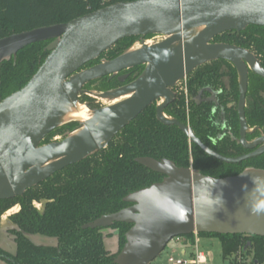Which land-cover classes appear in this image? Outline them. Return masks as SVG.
<instances>
[{
    "label": "water",
    "instance_id": "water-1",
    "mask_svg": "<svg viewBox=\"0 0 264 264\" xmlns=\"http://www.w3.org/2000/svg\"><path fill=\"white\" fill-rule=\"evenodd\" d=\"M264 27V0H135L117 3L68 23L36 28L0 39V68L23 49L42 42L48 57L21 90L0 103V202L21 197L67 167L107 149L112 140L157 103L158 120L175 126L206 155L238 165L264 154V133L252 142L246 120L249 72L264 79L257 58L241 47L213 43L227 32ZM160 37L149 42L143 38ZM139 37L140 47L82 70L119 41ZM231 63L239 82L240 138L251 153L226 157L205 145L193 129L165 114L175 100L173 89L197 68L214 61ZM144 67L131 83L97 93L85 87ZM129 75L118 77L125 83ZM86 95L101 101L93 108L81 103ZM88 111V119L75 118ZM79 126L59 141L43 145L54 131ZM255 130H259L258 128ZM137 163L164 180L128 195L130 206L105 215L84 229L131 226L114 264H152L177 237L194 233L264 237V170L215 179L180 168L173 161L139 158Z\"/></svg>",
    "mask_w": 264,
    "mask_h": 264
},
{
    "label": "trees",
    "instance_id": "trees-1",
    "mask_svg": "<svg viewBox=\"0 0 264 264\" xmlns=\"http://www.w3.org/2000/svg\"><path fill=\"white\" fill-rule=\"evenodd\" d=\"M135 0H0V39L36 28L68 23L105 7ZM154 36L143 38L149 40ZM139 37L119 41L97 60L82 70L112 60L135 45ZM42 42L31 45L5 61L0 68V103L25 87L49 55ZM213 43L235 45L252 53L264 68V27L250 26L242 32H227L217 36ZM144 70L137 67L119 76L129 75L125 83L118 77H109L89 83L85 89L109 91L134 81ZM264 79L249 76L246 118L249 126L264 127ZM175 100L166 108L168 117L189 125L195 135L208 147L226 157H239L249 153L230 137L214 143L219 134L214 103L208 102L211 92H219L227 119L238 135L239 84L236 69L226 61L207 63L193 71L177 85ZM89 99L88 96H82ZM157 103L148 107L137 119L121 131L107 149L88 159L56 173L23 196L0 202L2 216L19 205V213L9 217L8 230L16 243V252L0 247V264H114L115 258L126 244L131 226L117 223L108 230L84 229L89 223L105 215L128 208L124 199L137 191L164 180L136 162L139 158L173 161L180 168L192 167L196 172L215 179L241 174L247 168L264 170V155L238 165H229L206 155L175 126L161 123L157 118ZM95 108V107H94ZM78 123H69L49 135L43 145L57 136L73 131ZM43 203V210L34 203ZM41 235L56 239V246H40L30 236ZM200 237L218 238L224 260L237 264L240 252L248 264H264V237L245 235L199 234ZM108 238H115L117 250L107 249ZM192 243L193 234L184 237Z\"/></svg>",
    "mask_w": 264,
    "mask_h": 264
},
{
    "label": "rangeland",
    "instance_id": "rangeland-1",
    "mask_svg": "<svg viewBox=\"0 0 264 264\" xmlns=\"http://www.w3.org/2000/svg\"><path fill=\"white\" fill-rule=\"evenodd\" d=\"M149 42L157 43L159 41H162V38L156 37L147 40ZM137 48L140 47V43L136 45ZM92 91H95L97 93H100L102 91L98 89H92ZM89 97V96H88ZM81 103L83 104H88L91 107L95 108H100L103 106L101 101H98L97 99L94 98H89V99H84L82 97ZM61 138L60 136H58ZM58 137H55L54 140ZM18 208V207H17ZM16 206L13 207L11 210L6 212L4 214V224H2L0 227V232H4L5 227H7L8 224V216L7 214L12 212V210L17 209ZM15 211V210H14ZM0 234V246H2L3 249L10 253H15L16 252V243L15 241L9 237L6 233ZM30 239L35 243L36 245L40 246H56L58 245V241L53 238L41 236V235H34L30 236ZM107 249L110 251L115 252L117 250V243L115 238H108L106 241ZM180 248L181 245L176 243L175 241H171L168 246L166 247L165 251L152 263V264H169L168 259L170 256H181L180 255ZM200 250L204 252L209 261L210 264H231L229 260H224L223 255H222V246L221 242L218 238L215 237H201L200 238Z\"/></svg>",
    "mask_w": 264,
    "mask_h": 264
},
{
    "label": "flooded vegetation",
    "instance_id": "flooded-vegetation-1",
    "mask_svg": "<svg viewBox=\"0 0 264 264\" xmlns=\"http://www.w3.org/2000/svg\"><path fill=\"white\" fill-rule=\"evenodd\" d=\"M154 38H156V37H154ZM141 42V40H139V41H137L136 43H135V45H137L138 43H140ZM134 45V46H135ZM134 46H132V47H134ZM131 47V48H132ZM258 60V59H257ZM218 61H220V60H218ZM227 62V61H226ZM258 62H259V60H258ZM229 63V62H228ZM231 64V63H230ZM259 64L261 65V63L259 62ZM232 65V64H231ZM233 66V65H232ZM234 67V66H233ZM261 67H262V65H261ZM235 68V67H234ZM263 68V67H262ZM264 69V68H263ZM250 74H254L253 72H249V76H250ZM128 75V74H127ZM237 75H238V73H237ZM255 75V74H254ZM257 76V75H256ZM263 79V78H262ZM238 84H239V82H238ZM248 90H249V87H248ZM220 93L219 92H211V94H210V96L207 98L208 100V102H212V103H214V108H213V110H214V114L217 116V119H216V125H217V128H218V130H219V134L216 136V139H214V143H217L218 141H222L223 139H225V138H227V137H230L231 139H232V141L233 142H235L236 144H238L235 140H234V138H237V139H239L240 138V122H239V129H238V135L237 136H235L234 134H233V128H232V126L230 125V123H229V121H228V119H227V114H226V110H225V107L220 103V95H219ZM247 95H248V92H247ZM83 96H85V95H83ZM262 96H263V98H264V91L262 92ZM81 98H82V96H81ZM264 100V99H263ZM239 101V100H238ZM246 107H247V96H246ZM246 107H245V113H246ZM237 112H238V103H237ZM246 120H247V118H246ZM247 124H248V122H247ZM248 126H249V124H248ZM249 128L251 129V131H253V133H250V134H247V136H246V139H247V141H249V142H252V141H254L255 139H257V138H260L262 135H263V133H264V127H260V126H254V127H251V126H249ZM259 129V130H255V129ZM69 132H71V131H69ZM69 132H66L65 133V135L64 136H60L61 138H59L58 136V138H56L54 141H59V140H61V139H63V138H65L66 136H67V134L69 133ZM238 145H240V144H238ZM241 146V145H240ZM242 147V146H241ZM254 150H249V153H251V152H253ZM264 155V154H263ZM34 206H35V208L37 209V210H39V211H42L43 210V208H44V206H43V203H41V202H35L34 203ZM18 207V208H17ZM16 208L17 209H14V210H12V212H10V213H8L7 214V216H8V219H9V217H11V216H13V215H15V214H17V213H19L20 212V210H21V207L19 206V205H17L16 206ZM4 216V215H3ZM2 216V218H1V220H0V227H2L1 225L2 224H4V217ZM8 224H9V220H8ZM3 228V227H2ZM12 228V226L9 224L7 227H5V230H4V232H2V233H6L7 235H9V237H10V234H9V232H8V230L9 229H11ZM108 229H110V228H106V229H103V230H108ZM1 232H0V234H1ZM11 238V237H10ZM0 247H2V246H0Z\"/></svg>",
    "mask_w": 264,
    "mask_h": 264
},
{
    "label": "built area",
    "instance_id": "built-area-1",
    "mask_svg": "<svg viewBox=\"0 0 264 264\" xmlns=\"http://www.w3.org/2000/svg\"><path fill=\"white\" fill-rule=\"evenodd\" d=\"M183 82L184 81L181 83ZM200 238L201 237L198 233H194L191 244H189L184 237H177L173 239L172 241L180 244L186 242V246L191 248V254L189 256H170L168 259L169 264H210L207 255L200 250ZM236 259L237 264H248L244 261L240 252L236 255Z\"/></svg>",
    "mask_w": 264,
    "mask_h": 264
},
{
    "label": "crops",
    "instance_id": "crops-1",
    "mask_svg": "<svg viewBox=\"0 0 264 264\" xmlns=\"http://www.w3.org/2000/svg\"><path fill=\"white\" fill-rule=\"evenodd\" d=\"M180 244V243H178ZM181 248H180V255L181 256H189L191 254V248L186 246V242H184L183 244H180Z\"/></svg>",
    "mask_w": 264,
    "mask_h": 264
},
{
    "label": "bare ground",
    "instance_id": "bare-ground-1",
    "mask_svg": "<svg viewBox=\"0 0 264 264\" xmlns=\"http://www.w3.org/2000/svg\"><path fill=\"white\" fill-rule=\"evenodd\" d=\"M74 117L79 119H88L90 117V113L88 111H83L82 113L76 114Z\"/></svg>",
    "mask_w": 264,
    "mask_h": 264
}]
</instances>
